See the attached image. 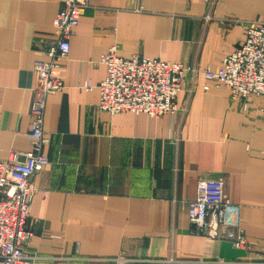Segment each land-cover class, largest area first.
<instances>
[{
  "label": "crops",
  "instance_id": "1",
  "mask_svg": "<svg viewBox=\"0 0 264 264\" xmlns=\"http://www.w3.org/2000/svg\"><path fill=\"white\" fill-rule=\"evenodd\" d=\"M89 2L57 68L64 89L46 102L49 163L32 178L24 246L31 264H264V96L244 108L204 75L247 26L264 24V0ZM62 5L0 0V159L30 148L33 62L55 41ZM111 46L188 68L175 113L97 109ZM200 179L222 180L246 248L193 233L187 209ZM118 257L131 261L110 260Z\"/></svg>",
  "mask_w": 264,
  "mask_h": 264
},
{
  "label": "built area",
  "instance_id": "2",
  "mask_svg": "<svg viewBox=\"0 0 264 264\" xmlns=\"http://www.w3.org/2000/svg\"><path fill=\"white\" fill-rule=\"evenodd\" d=\"M89 1L62 0V8L52 22L56 39L47 47L45 58L33 62L30 148L22 152L11 149L5 159H0V264L32 263L24 246L31 236L29 209L31 197L37 191L32 178L49 163L44 152L49 142L43 129L46 102L50 95L64 89L57 68L69 52L70 37ZM115 51L116 48L111 46L100 58L106 66V75L96 85L99 92L97 109L108 115L131 112L154 118L175 113L178 109L176 97L188 68L182 63L158 58L137 55L124 58ZM204 75L217 85L227 86L230 100H241L244 108L251 95L264 96V24L247 26L243 42L224 56L216 71L206 68ZM83 87L90 89L92 86L85 83ZM230 206L222 180L200 179L195 198L187 209L193 233L227 238L233 247L246 248L249 242L239 229V216L234 215L231 220L227 216ZM110 260L117 263L131 261L124 257ZM215 263L230 262L218 259Z\"/></svg>",
  "mask_w": 264,
  "mask_h": 264
}]
</instances>
